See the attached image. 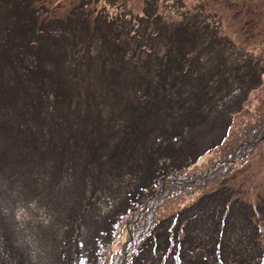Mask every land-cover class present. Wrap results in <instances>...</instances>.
<instances>
[{
  "label": "rangeland",
  "instance_id": "1",
  "mask_svg": "<svg viewBox=\"0 0 264 264\" xmlns=\"http://www.w3.org/2000/svg\"><path fill=\"white\" fill-rule=\"evenodd\" d=\"M187 22L186 36L184 31L181 33L187 41L184 46L175 35L180 31L179 25ZM114 36L121 43L116 49L110 43ZM214 36L221 43L223 38L228 50L248 56L257 70L264 69V0H0V236L20 263L30 264L31 258L42 254L44 243L53 236L73 235L87 244L90 242L94 228L85 223V218L88 214L101 218L109 202L103 190L114 192L120 185L118 188H129L144 175H131L127 168H122V175L113 176L105 170L104 156L100 158L103 175L100 173L96 178L87 168L82 170L85 152L93 147L88 145L86 134L92 133L97 147L100 140L103 146L106 143L107 151L111 152L120 144L121 132L116 128L128 119L129 113L123 110V105L134 97L133 93L139 95V89L160 79L167 56H180V43L183 51L193 48L187 51L192 54L214 53L218 48ZM212 41L213 46H208ZM108 51L116 57H125L121 67L117 64L115 74L111 66L114 61L106 55ZM233 59L234 56L226 65L232 68L230 71L227 68L228 74L241 69V66L233 69ZM28 65H32L31 70L23 73ZM167 76H176V70L171 68ZM230 77L229 87L234 90L240 79ZM111 86L115 87L114 91L109 89ZM69 88L70 96L66 93ZM167 92L175 93L174 89ZM220 93L224 97L227 91ZM188 101L193 102V95ZM60 112L68 116L67 128L61 127ZM86 112L88 116L84 119ZM203 113L209 119L203 125L189 128L182 125L179 134L185 139V151L181 156L220 140L223 134L225 137L219 146L198 157L183 176L197 180L201 172L215 165L222 152L237 147L244 129L249 127L254 137L260 139L253 147L244 144L250 152L244 159L238 158L241 162L233 167V172L218 179L229 176L231 198L250 203L252 223H261L264 242V70L261 84L249 92L242 108L232 114L229 132L224 130L227 124L224 116L218 115L215 120L213 109H204ZM96 116L104 122L99 127L104 134L101 139L95 132L98 125L91 126ZM146 123L155 124L152 131L158 130L157 117L148 118ZM76 130L85 136V141L75 135ZM49 149L56 155H50ZM63 150L65 156L71 151L74 166L70 169L59 159L58 152ZM95 155L96 152L92 158ZM60 166L61 174L56 181L53 176ZM148 169L144 171L147 173ZM76 174L85 181L82 202L90 196L93 209L90 205L87 210L80 204L76 213L78 222L68 227L50 219L51 211L54 216L60 215L50 204H54V197L61 199L67 193ZM218 179L203 181L187 196L167 200L162 214L149 210L156 203L151 198L146 206L140 204L138 210H129L117 224L116 238L103 250L102 257L108 264L120 257L127 263L130 253L119 254L124 247L136 250L139 240L153 231V222L172 214L202 191L225 184ZM213 208L222 216L227 210L226 206L223 212ZM195 211L203 213L200 206ZM134 223L138 226L132 230ZM42 235H45L43 239ZM69 240L72 242V238ZM66 243L62 239L61 246L64 248Z\"/></svg>",
  "mask_w": 264,
  "mask_h": 264
},
{
  "label": "trees",
  "instance_id": "2",
  "mask_svg": "<svg viewBox=\"0 0 264 264\" xmlns=\"http://www.w3.org/2000/svg\"><path fill=\"white\" fill-rule=\"evenodd\" d=\"M187 26L188 22L179 25L177 30L180 31L175 35L179 41L184 42V46L187 45V41L181 33L184 31L186 36ZM42 32H44L43 29ZM214 39L218 43V48L214 53L210 51L205 56L187 52L193 49L189 47L183 51L184 46L180 43L182 50L180 56H167L163 66L164 72L159 73L160 79L153 83L149 82L143 89H139V95L136 96L133 93L134 97L123 105V110L129 113L128 119L121 122L116 128L121 132L118 136L120 144L113 147L111 152H108L106 143L103 146L100 140L97 147L94 137H91L92 133L86 134L88 145L93 147L85 152L87 156L84 157L82 170L87 168L95 174L96 178L97 175L100 176V173L103 175L104 168L101 167L100 158L104 156V163L107 165L105 170H109L111 175H122L120 174L122 168H127L131 175L144 176L141 177V180L135 181L133 187L121 189L118 188L122 186L120 185L113 189L114 192L106 188L103 190L109 202L106 204L107 207L102 210L101 218L98 215L92 218L89 214L85 218V223H89L94 228L93 237L88 244L83 239H77L80 237L73 235H64L62 238L50 237L49 242L46 241L42 247V254L39 253L40 255L37 257H32L29 261L30 264H78L80 257L86 258L83 264H108L106 260H103L101 252L111 245L113 238H116L117 224L129 213V210H138L140 204L146 206L147 199L151 198L156 203L149 210L162 214L161 209L164 202L179 195L187 196L203 181L218 179L219 176L223 177L233 172V167L241 162L238 158L244 159L245 155L250 152V148H244V144L253 147L256 144L255 141L260 138L254 137L250 128L247 127L244 129L237 147H229L228 150L222 152L223 155L210 170L201 172V177L194 180L183 176L198 157L213 147L219 146L225 136L223 134L222 140L210 141L200 149L181 156L185 151L183 146L185 139L179 134L182 131V125L185 124L188 128L203 125L209 120L203 110L213 109L215 120L218 115L224 116L227 120L224 129L226 131L232 121V114L242 108L249 92L259 86L262 81L264 69L257 70L255 65L251 64V59L248 56H239L235 50H228L223 38V43L216 36ZM110 43L115 49L116 45H121L118 36H114ZM212 44L213 41L208 46L212 47ZM106 55L111 56V61H114L111 66L112 74H115L117 64L120 66L125 57H116L112 51H108ZM233 56V69L239 66L241 69L228 74L226 73L227 68L228 71L232 68L226 67V65L231 63ZM2 61L7 62V60ZM16 61L22 63V61ZM29 66L32 67V65H28V69L25 67L22 72L31 70ZM171 68L176 70V76L168 77L167 73ZM106 72L108 74V71ZM72 73L77 75L79 72L72 71ZM230 76L236 77L235 80L240 79L234 90L229 87L232 84ZM109 89L114 91L115 87L111 86ZM169 89H174L175 93L169 94L167 92ZM68 90L71 89H67L66 93L69 96L72 95V90L70 94ZM222 90L227 91L224 97L220 93ZM190 95H193V102L188 101ZM119 111L121 110L119 109ZM133 114L135 117L132 116ZM59 115L61 127L67 128V123L70 124L68 116L61 112ZM87 116L88 112L84 119ZM156 117L159 121L158 130L152 131L155 124L152 126L146 121L148 118ZM172 119L174 120L172 121ZM91 120L90 117L88 122L91 123ZM93 120L91 126L97 124L95 132L98 133L100 139L104 138L102 128L101 130L99 128L104 123L102 118L96 116ZM75 135L86 140L85 136L83 138L82 133L77 130ZM62 149L59 147V150ZM95 152L96 155L92 158ZM160 152L167 153L158 154ZM48 153L52 156L56 155L50 149ZM41 154L43 156L45 151ZM58 154L64 165H69V169L74 166L70 160L72 159L71 151L67 152V156H65L64 150ZM7 157L10 158L9 153H7ZM92 159L93 161L96 159L94 163H92ZM61 166L53 176L56 181L60 177ZM146 167L149 168L147 173L144 171ZM184 168L187 170L184 171ZM16 169H18L17 166L14 169L17 174ZM225 170H229V172L225 173ZM180 177L184 178L180 179ZM228 177L218 179L225 183L224 185L204 190L196 198L175 209L172 214L165 217L160 216L157 221L153 222L151 228L154 229L151 234H147L146 237L139 240L136 250L130 251L129 247H125L126 253H130V255L129 260L124 264H264L261 223H252L250 203L243 202L238 197L231 198L232 189L227 186ZM146 180H148L147 183ZM175 180L178 182L175 183ZM71 183L73 185L67 189V193L61 199L54 197V204L57 205L50 204V207L60 213V215L54 216V211H51L50 219L54 222L61 221L68 224V227H71L70 223L78 222L76 213L80 204H84L83 206L87 210L90 209V205L91 210L93 209V199L90 196L82 202L84 179L79 178L76 174ZM184 186L185 188H182ZM204 202L207 204H203ZM227 202L228 204L225 205ZM47 203L49 206V200ZM199 206L203 213L195 211ZM213 206L221 212L226 206L227 210L226 213H223L224 216L216 212ZM232 214L234 215L230 221L232 224L229 225L228 219ZM137 226L138 223H134L132 230ZM133 234L136 237L137 234L134 231ZM44 237L45 235H42L41 239ZM70 238L73 243L69 240ZM62 239L67 241L64 248L61 246ZM80 240L82 244L79 243ZM7 247L4 245V238L0 236V264H11L12 261L15 264H22L18 261L17 255ZM121 260L120 257L119 261Z\"/></svg>",
  "mask_w": 264,
  "mask_h": 264
},
{
  "label": "clouds",
  "instance_id": "3",
  "mask_svg": "<svg viewBox=\"0 0 264 264\" xmlns=\"http://www.w3.org/2000/svg\"><path fill=\"white\" fill-rule=\"evenodd\" d=\"M138 212H140L139 213V215H140L142 211H138ZM79 243L82 244L81 240L79 241ZM102 252H103V250H102ZM102 252H101V256L103 255ZM122 253H126L125 247L119 252V254H122ZM103 260H105V259H103ZM81 262H82V260H81ZM101 264H103V263H101ZM111 264H124L123 258H122L121 261H119V259H118V260H116L115 262H113Z\"/></svg>",
  "mask_w": 264,
  "mask_h": 264
}]
</instances>
